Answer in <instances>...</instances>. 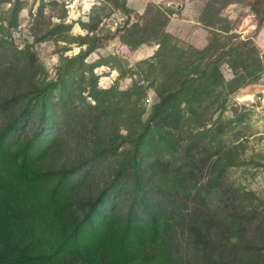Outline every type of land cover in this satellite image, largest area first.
<instances>
[{"label": "rangeland", "instance_id": "obj_1", "mask_svg": "<svg viewBox=\"0 0 264 264\" xmlns=\"http://www.w3.org/2000/svg\"><path fill=\"white\" fill-rule=\"evenodd\" d=\"M132 3L0 0V131L53 122L82 206L117 180L125 213L134 165L178 198L129 264H264V0Z\"/></svg>", "mask_w": 264, "mask_h": 264}, {"label": "trees", "instance_id": "obj_2", "mask_svg": "<svg viewBox=\"0 0 264 264\" xmlns=\"http://www.w3.org/2000/svg\"><path fill=\"white\" fill-rule=\"evenodd\" d=\"M29 123L18 116L0 131V264H129L170 228L160 209L178 198L155 191L135 165L137 196L125 213L117 180L80 205L77 171L41 163L57 138L55 124L30 132Z\"/></svg>", "mask_w": 264, "mask_h": 264}, {"label": "built area", "instance_id": "obj_3", "mask_svg": "<svg viewBox=\"0 0 264 264\" xmlns=\"http://www.w3.org/2000/svg\"><path fill=\"white\" fill-rule=\"evenodd\" d=\"M47 1H52L55 3H59L64 8L67 9L69 13H80L81 11H85V9H90L93 4L97 2H101V0H47Z\"/></svg>", "mask_w": 264, "mask_h": 264}, {"label": "crops", "instance_id": "obj_4", "mask_svg": "<svg viewBox=\"0 0 264 264\" xmlns=\"http://www.w3.org/2000/svg\"><path fill=\"white\" fill-rule=\"evenodd\" d=\"M132 1H133V0H127V3H129V4L132 5V6L137 7L136 5H134V4L132 3ZM138 4H139V3H138ZM176 19H177L176 17H173L172 20H171V23H174V21H175Z\"/></svg>", "mask_w": 264, "mask_h": 264}]
</instances>
